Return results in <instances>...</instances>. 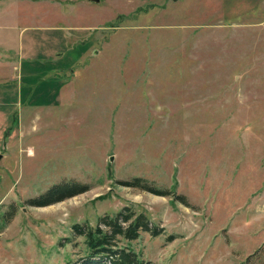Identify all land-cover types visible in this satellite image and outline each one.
Segmentation results:
<instances>
[{"label":"rangeland","instance_id":"rangeland-1","mask_svg":"<svg viewBox=\"0 0 264 264\" xmlns=\"http://www.w3.org/2000/svg\"><path fill=\"white\" fill-rule=\"evenodd\" d=\"M125 207L143 261L264 264V0H0V264H83Z\"/></svg>","mask_w":264,"mask_h":264},{"label":"trees","instance_id":"trees-1","mask_svg":"<svg viewBox=\"0 0 264 264\" xmlns=\"http://www.w3.org/2000/svg\"><path fill=\"white\" fill-rule=\"evenodd\" d=\"M124 186L138 188L142 191L157 196L171 197L188 205L183 195H175L166 188L152 187L140 178L123 183ZM89 188L76 182H61L53 185L48 191L36 199H28L25 205L31 207H45L87 192ZM15 216L12 212L4 222V229L8 222ZM73 229L76 234L84 238L87 255L83 264H151L143 261L132 249L121 246L120 240L128 242L137 240L141 232L158 236L163 229L143 214H136L131 208L125 207L113 215H103L98 219L95 227L75 224ZM169 241L173 237H168ZM97 259V261L95 260Z\"/></svg>","mask_w":264,"mask_h":264},{"label":"water","instance_id":"water-1","mask_svg":"<svg viewBox=\"0 0 264 264\" xmlns=\"http://www.w3.org/2000/svg\"><path fill=\"white\" fill-rule=\"evenodd\" d=\"M92 1L97 3L99 0H92Z\"/></svg>","mask_w":264,"mask_h":264}]
</instances>
